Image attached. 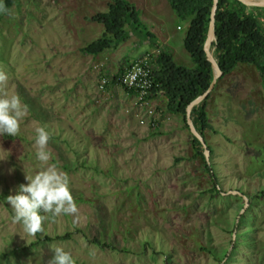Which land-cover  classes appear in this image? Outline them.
I'll return each instance as SVG.
<instances>
[{
	"label": "rangeland",
	"instance_id": "rangeland-1",
	"mask_svg": "<svg viewBox=\"0 0 264 264\" xmlns=\"http://www.w3.org/2000/svg\"><path fill=\"white\" fill-rule=\"evenodd\" d=\"M129 1L160 48L131 34L85 52L105 33L92 17L110 0H0V72L27 108L19 135L0 136V264H48L56 246L76 264H264V76L241 64L219 78L207 101L208 159L162 93L152 100L156 124L119 84L101 102V77L126 62L149 56L154 69L166 49L194 64L184 46L188 22L168 0ZM256 7L246 11L264 20ZM38 126L50 133L48 163L69 176L78 219L45 220L25 241L5 196L40 170Z\"/></svg>",
	"mask_w": 264,
	"mask_h": 264
},
{
	"label": "trees",
	"instance_id": "trees-1",
	"mask_svg": "<svg viewBox=\"0 0 264 264\" xmlns=\"http://www.w3.org/2000/svg\"><path fill=\"white\" fill-rule=\"evenodd\" d=\"M16 1L4 0L7 6H11ZM168 1L174 13L188 22L184 46L193 57L194 64L192 66L179 64L168 50L160 49L156 57L157 66L152 72L158 84L155 92L166 96L168 109L174 113L183 114L186 125L189 127L186 118L187 107L208 89L215 74L204 50L213 0ZM248 7L250 6L240 0H219L213 53L223 71L221 77L228 75L241 64L254 65L264 76V20L247 12ZM92 19L105 26V33L83 47L87 53L103 52L111 46L126 41L131 34H139L149 39L152 46L160 48L155 35L140 18L139 10L129 0H110L108 10L96 13ZM210 96L211 93L192 110L193 121L204 138H206V130L210 127L207 109ZM193 141L197 144L195 145L200 154H204V146L194 135ZM206 166L208 171L216 176L214 168H211L208 163ZM214 189L219 193V189ZM96 241L101 243L98 239ZM202 249L207 248L202 246ZM225 256L219 261H223Z\"/></svg>",
	"mask_w": 264,
	"mask_h": 264
},
{
	"label": "clouds",
	"instance_id": "clouds-1",
	"mask_svg": "<svg viewBox=\"0 0 264 264\" xmlns=\"http://www.w3.org/2000/svg\"><path fill=\"white\" fill-rule=\"evenodd\" d=\"M7 75L0 72V136L17 137L21 121L27 115V108L19 95L9 94L5 90ZM36 146L35 158L40 162V170L34 175L26 171L27 183L20 184L15 194L5 196L13 215L11 222L22 227V239L42 233L43 222L60 215L73 216L78 219V206L70 190L69 176L56 166L49 164L50 153L47 149L50 133L43 126L34 129ZM0 159L4 157L0 156ZM53 255L48 264H76L72 254L63 247L51 248ZM90 255H95L90 252Z\"/></svg>",
	"mask_w": 264,
	"mask_h": 264
},
{
	"label": "built area",
	"instance_id": "built-area-1",
	"mask_svg": "<svg viewBox=\"0 0 264 264\" xmlns=\"http://www.w3.org/2000/svg\"><path fill=\"white\" fill-rule=\"evenodd\" d=\"M152 60L149 56H142L132 62H126L122 69L111 75H104L100 79V90L104 98L111 95L108 87L112 84H119L126 90L133 92L136 104L139 108L146 110L150 120L156 124V111L153 107V98L156 95L155 87L158 85L153 77ZM106 94V95H105ZM145 118L140 122L145 123Z\"/></svg>",
	"mask_w": 264,
	"mask_h": 264
},
{
	"label": "water",
	"instance_id": "water-1",
	"mask_svg": "<svg viewBox=\"0 0 264 264\" xmlns=\"http://www.w3.org/2000/svg\"><path fill=\"white\" fill-rule=\"evenodd\" d=\"M240 1L247 6L264 7V1H262V2H258L255 0H240ZM218 3H219V0H213V6H212V10H211V19H210L209 29H208V33H207V39H206L205 44H204V50L206 52L207 59L212 63V66L214 69V73H215L214 78H213L210 86L208 87V89L203 94L196 97L188 105L187 112H186V118H187V123L189 125V128H190L192 134L195 137H197L200 140V142L202 143V145L204 146L205 152L207 153V159L209 158L210 150L208 148V145H207L205 138L198 131V129H197V127L193 121L192 110L196 105H198L201 101H203L205 98L208 97V95L215 88L219 78L223 75V71H222V69H221V67H220V65H219V63H218V61H217V59L213 53V45H214V42L216 40L215 27H216V13H217V9H218ZM235 193H238L241 196H243L246 200V205H248L247 196H245L241 191H235Z\"/></svg>",
	"mask_w": 264,
	"mask_h": 264
},
{
	"label": "bare ground",
	"instance_id": "bare-ground-1",
	"mask_svg": "<svg viewBox=\"0 0 264 264\" xmlns=\"http://www.w3.org/2000/svg\"><path fill=\"white\" fill-rule=\"evenodd\" d=\"M255 1L262 2V1H264V0H255Z\"/></svg>",
	"mask_w": 264,
	"mask_h": 264
}]
</instances>
